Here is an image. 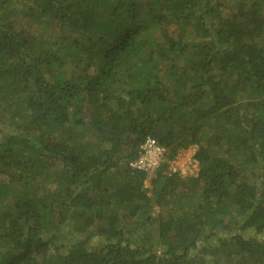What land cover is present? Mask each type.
<instances>
[{"label": "trees", "instance_id": "obj_1", "mask_svg": "<svg viewBox=\"0 0 264 264\" xmlns=\"http://www.w3.org/2000/svg\"><path fill=\"white\" fill-rule=\"evenodd\" d=\"M0 264H264V0H0Z\"/></svg>", "mask_w": 264, "mask_h": 264}, {"label": "rangeland", "instance_id": "obj_2", "mask_svg": "<svg viewBox=\"0 0 264 264\" xmlns=\"http://www.w3.org/2000/svg\"><path fill=\"white\" fill-rule=\"evenodd\" d=\"M22 8L23 4L21 1H13V3L9 6V9H13L19 17H23L22 14H20L21 12L18 13ZM194 150L195 146L193 145L186 148H180L178 149L176 155L171 159L167 158V152L165 151L162 161L167 162L169 170L175 168L181 176L192 175L196 169V163L192 157ZM146 184L148 183L146 182ZM158 211H160V209L156 207L155 212Z\"/></svg>", "mask_w": 264, "mask_h": 264}, {"label": "built area", "instance_id": "obj_3", "mask_svg": "<svg viewBox=\"0 0 264 264\" xmlns=\"http://www.w3.org/2000/svg\"><path fill=\"white\" fill-rule=\"evenodd\" d=\"M165 151V148L160 146L153 138H147L141 145L139 155L133 165L150 175L162 162ZM171 170L176 171L175 168Z\"/></svg>", "mask_w": 264, "mask_h": 264}]
</instances>
